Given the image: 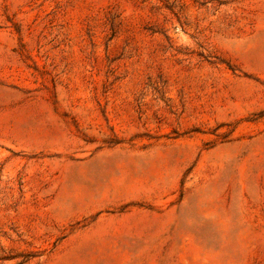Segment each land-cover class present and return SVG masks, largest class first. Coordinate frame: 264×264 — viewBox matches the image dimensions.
<instances>
[{
	"label": "rangeland",
	"instance_id": "obj_1",
	"mask_svg": "<svg viewBox=\"0 0 264 264\" xmlns=\"http://www.w3.org/2000/svg\"><path fill=\"white\" fill-rule=\"evenodd\" d=\"M0 264H264V0H0Z\"/></svg>",
	"mask_w": 264,
	"mask_h": 264
}]
</instances>
